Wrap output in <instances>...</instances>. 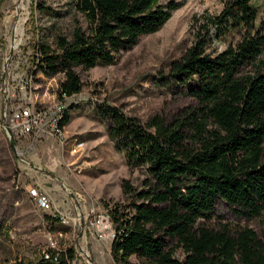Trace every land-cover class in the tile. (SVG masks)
<instances>
[{"label":"trees","instance_id":"1","mask_svg":"<svg viewBox=\"0 0 264 264\" xmlns=\"http://www.w3.org/2000/svg\"><path fill=\"white\" fill-rule=\"evenodd\" d=\"M252 0H224L206 19L191 44L168 65L171 82L187 84L195 103L174 116L153 115L141 122L116 107L95 106L106 136L128 171L142 172L141 188L122 181L130 201L106 207L113 237L114 264L133 256L146 264H264V236L247 228L201 225L214 217L217 202L236 217L264 218V6ZM77 16L54 49L37 44L32 63L51 77L62 74L56 95L81 90L75 67L89 70L113 64L139 38L158 31L181 3L174 0H72ZM34 9L53 15L44 0ZM226 43L209 51L213 42ZM65 108L59 126L68 122ZM174 243L171 246V243ZM174 247L184 254L173 258ZM48 252L35 263L71 264L74 251Z\"/></svg>","mask_w":264,"mask_h":264},{"label":"rangeland","instance_id":"2","mask_svg":"<svg viewBox=\"0 0 264 264\" xmlns=\"http://www.w3.org/2000/svg\"><path fill=\"white\" fill-rule=\"evenodd\" d=\"M71 1L44 0L53 15H43L34 9L38 0H22L21 10L19 0H0V108L3 98L18 102L24 79H29L25 95L30 104L57 102L62 74L41 75L32 56L38 58L34 53L37 44L54 49L56 37L68 35L75 15L84 28ZM174 1L181 5L165 24L139 38L113 64L73 69L81 90L62 102L65 108H72L67 110L61 139L13 138V150L0 128V264L35 263L49 250L69 248L74 251L71 264H114L109 254L112 237L99 238L102 233L89 222L113 204L125 208L130 198L122 195L121 182L138 190L143 176L139 170L128 171L106 136L107 123L94 107L113 106L144 122L153 115L170 117L195 105L184 93L191 81L171 82L168 65L191 44L198 26L219 13L224 0ZM251 4L260 13L264 0H252ZM18 18L23 34L14 47L11 38ZM226 43L230 42H213L208 50L220 51ZM32 189L47 195L51 203L48 211L37 207L29 195ZM201 225L216 229L224 225L230 231L247 228L259 240L264 236L263 217L244 221L220 202L214 206L212 220ZM183 257L181 249L174 247L173 258L181 261ZM123 264L146 263L131 256Z\"/></svg>","mask_w":264,"mask_h":264},{"label":"built area","instance_id":"3","mask_svg":"<svg viewBox=\"0 0 264 264\" xmlns=\"http://www.w3.org/2000/svg\"><path fill=\"white\" fill-rule=\"evenodd\" d=\"M28 80L24 79L19 87L21 98L18 99V102L12 103L11 97L3 98L2 107L0 108L1 130L5 134L4 127H6L14 139L41 137L61 139L63 127L59 126V123L65 110L62 102L66 98L64 96L61 99L57 98V102L48 106H34L29 103V98L25 95V86L29 82ZM21 101H25L26 103H22ZM29 195L34 199L35 204L40 210L48 211L51 208L47 195L39 193L34 189L29 192ZM89 224L102 233L98 235L99 238L103 239L108 235L113 237L111 222L106 211L97 214ZM42 256L43 259H47L48 252L43 253Z\"/></svg>","mask_w":264,"mask_h":264},{"label":"bare ground","instance_id":"4","mask_svg":"<svg viewBox=\"0 0 264 264\" xmlns=\"http://www.w3.org/2000/svg\"><path fill=\"white\" fill-rule=\"evenodd\" d=\"M18 3V2H17ZM22 7H23V5H22V0H19V5H18V10H21L22 9ZM18 17V16H17ZM22 20L21 19H17V21H16V27H15V29H14V32H13V35H12V38L11 39H13L14 40V47H16V45H17V42H16V40L19 38V37H21L22 36ZM16 49V48H15Z\"/></svg>","mask_w":264,"mask_h":264},{"label":"water","instance_id":"5","mask_svg":"<svg viewBox=\"0 0 264 264\" xmlns=\"http://www.w3.org/2000/svg\"><path fill=\"white\" fill-rule=\"evenodd\" d=\"M11 51H12V49H9L8 54H10ZM4 131H5V134H6L10 148L14 150L13 137L11 136V134L9 133V131L6 127H4Z\"/></svg>","mask_w":264,"mask_h":264}]
</instances>
